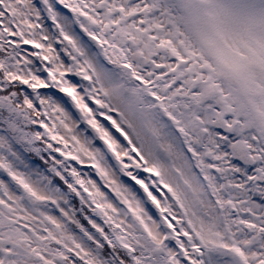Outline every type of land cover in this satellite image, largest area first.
Returning <instances> with one entry per match:
<instances>
[{
    "label": "snow or ice",
    "instance_id": "snow-or-ice-1",
    "mask_svg": "<svg viewBox=\"0 0 264 264\" xmlns=\"http://www.w3.org/2000/svg\"><path fill=\"white\" fill-rule=\"evenodd\" d=\"M177 8L0 0V264H264V63Z\"/></svg>",
    "mask_w": 264,
    "mask_h": 264
},
{
    "label": "rangeland",
    "instance_id": "rangeland-1",
    "mask_svg": "<svg viewBox=\"0 0 264 264\" xmlns=\"http://www.w3.org/2000/svg\"><path fill=\"white\" fill-rule=\"evenodd\" d=\"M174 15L189 47L203 56L210 54V40L224 33L237 38L240 46L246 50L244 63H264V0H178ZM214 71L221 78L232 75L224 67L217 66ZM249 75L255 73L250 72ZM27 162L35 170L47 174L41 164L29 157ZM21 170L28 169L22 166ZM82 170L91 171L89 168ZM93 178L97 179L95 176Z\"/></svg>",
    "mask_w": 264,
    "mask_h": 264
},
{
    "label": "trees",
    "instance_id": "trees-1",
    "mask_svg": "<svg viewBox=\"0 0 264 264\" xmlns=\"http://www.w3.org/2000/svg\"><path fill=\"white\" fill-rule=\"evenodd\" d=\"M26 155L30 158V160H32V161H34L36 163H39V164H41L44 167L42 161L39 158H37L36 156L32 155L31 153H26ZM56 182L59 184V181H56ZM61 187H63V186L61 185Z\"/></svg>",
    "mask_w": 264,
    "mask_h": 264
}]
</instances>
